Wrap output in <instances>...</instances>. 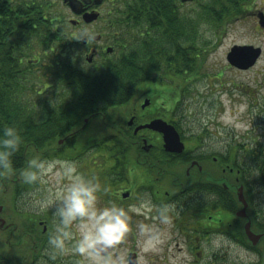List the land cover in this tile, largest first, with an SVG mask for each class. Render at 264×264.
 Masks as SVG:
<instances>
[{
	"label": "flooded vegetation",
	"instance_id": "flooded-vegetation-1",
	"mask_svg": "<svg viewBox=\"0 0 264 264\" xmlns=\"http://www.w3.org/2000/svg\"><path fill=\"white\" fill-rule=\"evenodd\" d=\"M9 1L38 9L54 47H63L68 59L74 62L73 76H96L98 70H104L131 49L177 46L185 50L187 37L180 36L174 42L172 33L185 26L187 17L201 21L197 11L203 6L199 0ZM242 2L245 5L240 2L231 13L236 21L242 20L238 13L245 10V14L253 7L251 14L264 30L260 25L264 0ZM159 3L163 10L155 9ZM187 6L191 8L187 10ZM160 11L163 15L157 13ZM188 12L196 14L192 17ZM85 30L94 38L87 42L77 40ZM198 44L189 55L202 61L199 40ZM260 50L259 59L264 53ZM136 54L134 61H139L142 56ZM156 55L151 52L152 58ZM54 61L57 62L55 57ZM138 77L148 81L137 84L129 97L117 100L118 104L108 112L71 113L69 129L54 139V158L95 161L93 172L98 184L103 185L105 196L117 205H139L147 199L155 208L169 206L174 211V215L170 213V234L182 239L183 251L200 257L202 264H211L219 253L226 256L238 250L241 253L237 252V256L256 255L264 260V132L259 133L256 141L235 140L234 134L218 131L208 120L201 121L197 110L190 109L185 99L188 85L198 81V76H183L185 83L181 86L175 76ZM260 110L264 126V99ZM152 122L173 127L182 150L167 151L164 134L144 127ZM240 186L247 202L244 216L238 214L243 208L236 195ZM248 222L250 231L259 236L256 244L245 233ZM39 224L47 232V222L41 220ZM45 238L39 241L37 235V240L28 244V264L36 261L32 249L44 246ZM212 239L221 240L219 253L218 249L206 252L202 247L204 241ZM237 259L241 261L240 257Z\"/></svg>",
	"mask_w": 264,
	"mask_h": 264
},
{
	"label": "trees",
	"instance_id": "trees-1",
	"mask_svg": "<svg viewBox=\"0 0 264 264\" xmlns=\"http://www.w3.org/2000/svg\"><path fill=\"white\" fill-rule=\"evenodd\" d=\"M242 1L207 0L202 6L201 20L220 21ZM163 7L159 3L155 9L163 10ZM37 10L18 1L0 0V129L16 127L23 141L11 157L12 170H0V193L10 182L12 195L17 199L36 186L24 184L21 171L30 159L54 157V139L69 129L71 113L108 112L118 104L117 100L129 97L137 84L148 81L138 76H175L178 83L183 81V76H196L202 64L189 55L196 48L195 25L200 20L187 17L185 26L173 31L171 37L175 42L180 36H186L190 44L185 50L177 46L131 49L106 65L104 70H98L96 76H73L74 62L61 59L67 54L61 49L63 47H54ZM162 12L157 13L163 15ZM214 26L218 28L219 25ZM206 43L201 42L204 51ZM136 52L142 56L139 61H134L138 56ZM151 52H156L155 58L151 57Z\"/></svg>",
	"mask_w": 264,
	"mask_h": 264
},
{
	"label": "rangeland",
	"instance_id": "rangeland-1",
	"mask_svg": "<svg viewBox=\"0 0 264 264\" xmlns=\"http://www.w3.org/2000/svg\"><path fill=\"white\" fill-rule=\"evenodd\" d=\"M206 2L207 0H199L201 5ZM242 5L245 4L242 2ZM191 6L192 8L195 7V5ZM261 6H264L263 2ZM189 8L191 7L187 6V10ZM196 9H199V6ZM249 9L250 11H246L245 14V10L238 13L242 20L236 21L234 14L228 13L220 21L212 18V23H208V21L202 22L203 20H201L199 24H196L197 40L200 42L207 41L206 44L208 45H206V51L202 49L203 46L199 47L200 50H203L200 58L202 61H198L202 62V64L198 66L199 73L196 75L199 82L194 81L192 85H188L187 98L185 99L186 103L191 105L190 109L197 110L198 115L202 118L201 121H204V123L206 122L205 120H208L212 123L213 128H219L218 131H227L234 134L235 140L256 141L255 139H258L259 133L262 134L264 132L260 110L264 99V53L257 63L247 70L236 69L229 65L226 60L227 53L235 45H250L264 51V30L257 26L254 15L251 14L254 10L253 7ZM197 12L199 15L203 14L201 13L202 8ZM187 15L194 17V15H190V12ZM214 25L219 26L214 28ZM188 44H190L189 41ZM197 44L198 41L196 47L200 45ZM67 56L61 59L67 60ZM72 58L76 59V57ZM184 83V81L180 80L177 84L181 86ZM56 102L57 99L54 98V103ZM241 105L247 106L242 113L239 112V106ZM109 114L113 115V110H110ZM226 115L231 116V123L225 122L224 118ZM46 159L69 160L64 157H49ZM70 161L76 163L78 171L86 178H94L95 183L99 182L96 179L97 174L93 172L96 169L95 161L87 158H78ZM96 162H101V160ZM99 185L100 206L117 205L105 196L103 185ZM10 186L9 182L8 187L7 185L4 186L0 193L1 195H6L4 197L0 196L2 201L0 204L6 207L1 217L5 218L8 224H13V227L4 231L0 229V264H28L27 262L31 256V248L28 244H31L37 235L39 241L44 237L46 238L43 240L44 246L40 247L39 250L37 248L32 249L34 250V258L36 257V261L33 264H84V261L79 256L69 253L52 259L47 251V238L54 231L56 221L52 215V210H39V202L45 197L49 185L37 184L33 189L19 195L18 199L13 197ZM12 202L13 204L11 205L10 203ZM121 207L129 208L126 204H122ZM152 208V213L147 215L130 214L131 230L126 239L111 254L113 256L122 255L125 264L128 263L130 253L137 254V264H202L204 260H201L200 257L189 256L183 251V240L179 239L177 235L172 236L170 234L173 228L172 225H158L163 233V243L156 252L141 253L137 243L136 226L139 223H156L154 215L157 208L153 206ZM171 213L174 215L173 210H171ZM41 220L47 222L48 228L45 233L42 230L43 225L39 224ZM41 230L43 236L39 235ZM19 236L22 237L20 240L17 238ZM15 239H18V241H15ZM22 242H24L23 245H21ZM220 243L221 240L212 239L211 241H204L202 247L206 252L210 248L219 250L221 248ZM226 244L228 245V243ZM237 252L241 253L240 250ZM237 252L226 256H221L219 253V256L214 257L211 264H264L261 256H237ZM239 257L241 261H238L237 258Z\"/></svg>",
	"mask_w": 264,
	"mask_h": 264
},
{
	"label": "clouds",
	"instance_id": "clouds-1",
	"mask_svg": "<svg viewBox=\"0 0 264 264\" xmlns=\"http://www.w3.org/2000/svg\"><path fill=\"white\" fill-rule=\"evenodd\" d=\"M92 38L85 30L76 39L87 42ZM246 107L239 106V112H244ZM224 119L226 123L232 122L230 115ZM22 143L16 127L0 129V170H12L11 157ZM20 177L26 185H49L39 202V210H52L56 221L54 231L47 238V251L52 259L70 253L82 258L84 264H125L122 255L113 256L110 250L121 244L130 232L131 213L147 215L153 211L148 200L128 209L115 204L100 206V185L94 178H86L70 160L30 159ZM170 213L171 208L163 205L155 210L156 223L137 224V243L142 254L156 252L163 243L158 225H171Z\"/></svg>",
	"mask_w": 264,
	"mask_h": 264
},
{
	"label": "water",
	"instance_id": "water-1",
	"mask_svg": "<svg viewBox=\"0 0 264 264\" xmlns=\"http://www.w3.org/2000/svg\"><path fill=\"white\" fill-rule=\"evenodd\" d=\"M260 25L264 27V19L260 20ZM260 55V50L258 48H254L252 46H234L230 49L227 54V61L236 68L239 69H247L254 65L256 59ZM144 127L152 128L158 130L164 134L165 137V149L167 151H175L180 152L182 150V144L180 143L179 136L173 127L168 125H158L156 122H152L149 125ZM62 141V139L60 140ZM237 199L243 204V208L241 211H238V214L244 216L245 215V207L247 206V202L242 193V186L237 189L236 192ZM6 207L0 204V229L2 231L13 227V224L6 223V219L1 217V215L5 212ZM245 233L248 237L251 238L254 244L257 243L259 236L255 235L250 231V223H246L244 226ZM255 237V239H254ZM254 239V240H253ZM112 250H110L111 252ZM136 256L135 253H131L129 255V263L128 264H136Z\"/></svg>",
	"mask_w": 264,
	"mask_h": 264
}]
</instances>
